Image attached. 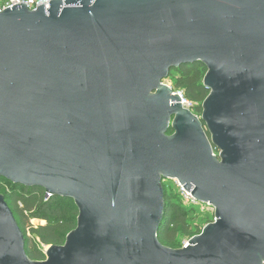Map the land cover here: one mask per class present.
Returning <instances> with one entry per match:
<instances>
[{"label": "water", "instance_id": "95a60500", "mask_svg": "<svg viewBox=\"0 0 264 264\" xmlns=\"http://www.w3.org/2000/svg\"><path fill=\"white\" fill-rule=\"evenodd\" d=\"M189 64L206 68L200 118L164 84ZM0 178L78 211L32 261L0 194V264H264V0L1 11ZM163 180L214 208L176 250L157 238Z\"/></svg>", "mask_w": 264, "mask_h": 264}, {"label": "trees", "instance_id": "16d2710c", "mask_svg": "<svg viewBox=\"0 0 264 264\" xmlns=\"http://www.w3.org/2000/svg\"><path fill=\"white\" fill-rule=\"evenodd\" d=\"M206 68L201 64H189L171 70L167 80L172 82L173 90L181 92L183 97L192 104L194 114L201 113V105L209 91L203 86ZM215 155L218 154L214 151ZM0 183L8 187L4 195L18 226L25 238L26 254L32 261H44L43 250L39 246H61L68 233L75 229L78 211L72 200L52 197L47 199L41 188H23L0 178ZM165 197L163 221L157 233L159 242L168 248H174L177 233H188L189 226L185 222V212L179 200L172 203L170 197ZM32 220L43 222L34 227ZM32 239L25 236V231Z\"/></svg>", "mask_w": 264, "mask_h": 264}, {"label": "rangeland", "instance_id": "374dc122", "mask_svg": "<svg viewBox=\"0 0 264 264\" xmlns=\"http://www.w3.org/2000/svg\"><path fill=\"white\" fill-rule=\"evenodd\" d=\"M164 84L172 88V82L170 80H165ZM173 89V88H172ZM176 92V90H174ZM193 113V112H192ZM194 114V113H193ZM198 118L201 117V113L198 115L194 114ZM167 135H172V131L169 130ZM163 191L170 197V202L174 203L179 200V203L184 209L185 212V222L189 226L187 234H183L181 232L177 233V237L175 239V243L173 245V249H180L183 245L188 244L192 238L200 235L203 229L208 225L214 222V208L209 206L208 204H202L195 202L192 198L187 196L185 192H183L182 187L174 180H163L162 182ZM8 187H6L3 183H0V194L5 195L8 191ZM44 223L38 220H32L31 225L34 227L43 225ZM25 237L28 239H32L31 233L26 229ZM65 242V240H64ZM64 244V243H63ZM43 253L46 252L49 246H39ZM172 249V248H171Z\"/></svg>", "mask_w": 264, "mask_h": 264}, {"label": "built area", "instance_id": "2783aa9c", "mask_svg": "<svg viewBox=\"0 0 264 264\" xmlns=\"http://www.w3.org/2000/svg\"><path fill=\"white\" fill-rule=\"evenodd\" d=\"M50 1L51 0H0V12L5 10V9L11 8L15 5H18V4H24L29 11H36V9L38 7L43 5L45 11H47V8H49V2ZM77 6L78 5L72 6V7H77ZM175 93H177L180 97L181 106L183 108L188 109L191 112H193L192 111V104L183 97L182 93L181 92H175ZM213 155H215V153H213ZM182 190H183V192H185V194L187 196L192 198L191 195L189 193H187L183 188H182ZM184 246L185 245H183L182 247H184Z\"/></svg>", "mask_w": 264, "mask_h": 264}]
</instances>
